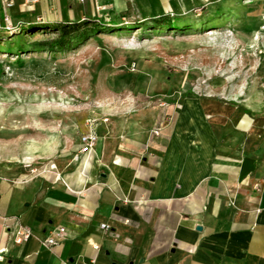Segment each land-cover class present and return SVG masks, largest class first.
Listing matches in <instances>:
<instances>
[{
  "label": "crops",
  "instance_id": "crops-1",
  "mask_svg": "<svg viewBox=\"0 0 264 264\" xmlns=\"http://www.w3.org/2000/svg\"><path fill=\"white\" fill-rule=\"evenodd\" d=\"M89 1L88 14L101 16L202 11L221 0ZM52 2L80 11L84 3ZM169 111L171 120L135 138L101 134L102 126L83 151L73 133L71 150L49 169L0 172V264H264L257 124L233 123L230 105L209 97L184 96ZM20 227L33 235L17 243Z\"/></svg>",
  "mask_w": 264,
  "mask_h": 264
},
{
  "label": "rangeland",
  "instance_id": "rangeland-1",
  "mask_svg": "<svg viewBox=\"0 0 264 264\" xmlns=\"http://www.w3.org/2000/svg\"><path fill=\"white\" fill-rule=\"evenodd\" d=\"M81 8L16 0L10 10L25 30L0 31V172L49 169L71 150L70 135L91 126L121 140L152 131L184 96L230 105L233 123H255L264 137V0H221L202 11L129 8L107 14L103 32L71 47L42 46L60 34L58 22L100 19L88 14L89 0ZM163 14L176 25L150 20ZM38 15L52 27L30 31Z\"/></svg>",
  "mask_w": 264,
  "mask_h": 264
},
{
  "label": "trees",
  "instance_id": "trees-1",
  "mask_svg": "<svg viewBox=\"0 0 264 264\" xmlns=\"http://www.w3.org/2000/svg\"><path fill=\"white\" fill-rule=\"evenodd\" d=\"M124 18H126L125 15L122 16V19ZM107 19L110 18L106 17V15H101L99 20L88 18L75 22H58L54 24V27L60 32V34L49 41L42 42L41 44L49 50H61L71 47L74 44L89 39L95 33L103 32L104 28H106L105 25L111 24V22L106 21ZM150 20L161 27H173L176 25L171 17L165 14L151 16ZM13 24V27L9 29L6 28L5 24L0 23V31L13 35L15 33H22L25 30V28L22 27L23 24H20V22H13ZM29 27L31 29L30 31L35 32L37 30L49 29L52 26L46 24L42 19V16L38 15L37 21L31 23Z\"/></svg>",
  "mask_w": 264,
  "mask_h": 264
},
{
  "label": "built area",
  "instance_id": "built-area-1",
  "mask_svg": "<svg viewBox=\"0 0 264 264\" xmlns=\"http://www.w3.org/2000/svg\"><path fill=\"white\" fill-rule=\"evenodd\" d=\"M38 0H24L25 4L29 5L32 3H36ZM80 2H84L85 0H79ZM15 0H0V23L5 24L6 28H12L13 27V21L12 16L10 14V10L14 7ZM98 8H102L101 6H98ZM156 133L158 131L155 130ZM98 140V134L95 128L91 126L88 133L81 135V142L82 147L81 149L83 151H89L94 148L96 142ZM102 227H107L106 225H103ZM60 232H64V228H60ZM33 235V232L31 229L26 227H20L16 230L15 234V241L17 243H22L28 238H30ZM57 239L54 237H49L45 240V243L47 245H54L57 243ZM0 252V258L1 256Z\"/></svg>",
  "mask_w": 264,
  "mask_h": 264
},
{
  "label": "bare ground",
  "instance_id": "bare-ground-1",
  "mask_svg": "<svg viewBox=\"0 0 264 264\" xmlns=\"http://www.w3.org/2000/svg\"><path fill=\"white\" fill-rule=\"evenodd\" d=\"M214 33H216L215 30H211V31H210V34H214Z\"/></svg>",
  "mask_w": 264,
  "mask_h": 264
}]
</instances>
